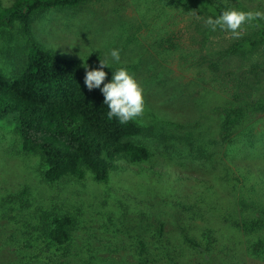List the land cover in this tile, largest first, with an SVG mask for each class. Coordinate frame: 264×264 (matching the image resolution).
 Returning <instances> with one entry per match:
<instances>
[{
	"label": "rangeland",
	"instance_id": "1",
	"mask_svg": "<svg viewBox=\"0 0 264 264\" xmlns=\"http://www.w3.org/2000/svg\"><path fill=\"white\" fill-rule=\"evenodd\" d=\"M233 8L264 17V0H85L32 15L28 32L20 18L0 24L9 79L30 43L91 67L119 49L110 67L143 89L131 141L150 152L139 165L117 162L106 183L86 172L48 184L0 126V264H264V113L230 129L222 119L264 100V44L229 56L255 24L231 33L204 23ZM52 217L71 219L66 244L49 240ZM251 221V233L237 227Z\"/></svg>",
	"mask_w": 264,
	"mask_h": 264
},
{
	"label": "trees",
	"instance_id": "2",
	"mask_svg": "<svg viewBox=\"0 0 264 264\" xmlns=\"http://www.w3.org/2000/svg\"><path fill=\"white\" fill-rule=\"evenodd\" d=\"M84 1L15 0L9 8L0 4V24L20 18L23 30L28 32L32 15L75 8ZM252 22L257 28L252 37L233 43L227 55L252 54L264 44V20ZM84 67L78 59L66 58L30 43L18 74L9 79L0 73V126L9 129L24 154L35 157L48 184L64 178L81 181L86 172L96 183H106L109 172L119 167L117 162L139 165L150 159L145 147L131 141L142 133L134 121L121 124L115 118L107 119L108 109L99 89L90 91L84 86ZM96 67L88 66L89 70ZM104 71L108 82L114 68ZM249 112L264 113V100L245 108L223 110L225 127H235ZM70 224L68 217H52L49 240L57 245L66 244ZM237 227L251 233L258 229V223L242 222Z\"/></svg>",
	"mask_w": 264,
	"mask_h": 264
},
{
	"label": "clouds",
	"instance_id": "3",
	"mask_svg": "<svg viewBox=\"0 0 264 264\" xmlns=\"http://www.w3.org/2000/svg\"><path fill=\"white\" fill-rule=\"evenodd\" d=\"M253 20H264V17L252 16L238 9L222 10L215 17H208L204 23L212 30L238 33L242 25ZM121 62L119 49L111 48L99 59L98 66L89 70L84 67V86L88 90L99 89L103 96V103L107 106L106 117L115 118L119 123L125 124L141 116L144 110L143 89L134 76L125 67H117L111 72V79L105 82L107 73L104 69ZM103 86L101 87V85Z\"/></svg>",
	"mask_w": 264,
	"mask_h": 264
}]
</instances>
